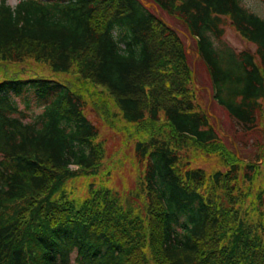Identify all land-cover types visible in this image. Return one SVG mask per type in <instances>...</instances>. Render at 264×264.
Returning <instances> with one entry per match:
<instances>
[{"label": "trees", "instance_id": "obj_1", "mask_svg": "<svg viewBox=\"0 0 264 264\" xmlns=\"http://www.w3.org/2000/svg\"><path fill=\"white\" fill-rule=\"evenodd\" d=\"M150 1L185 25L217 105L261 134L264 17ZM227 26L255 49L222 43ZM188 47L142 0H0V264H264V162L220 139ZM88 107L131 147L134 189L119 164L99 173L108 140Z\"/></svg>", "mask_w": 264, "mask_h": 264}, {"label": "rangeland", "instance_id": "obj_2", "mask_svg": "<svg viewBox=\"0 0 264 264\" xmlns=\"http://www.w3.org/2000/svg\"><path fill=\"white\" fill-rule=\"evenodd\" d=\"M18 1L19 0H8V2L13 6H15L18 3ZM142 1L147 7L151 8L153 11L158 13L162 18H164L173 27H175L177 30H179L182 33L185 42L189 46L188 52L190 54V61L192 63L196 75V87L200 99L199 102L201 106L209 112L210 116L214 118L218 123L220 139L224 142L225 146L240 158L247 159L248 158L247 156L250 155L254 160H257L258 163L262 164L264 162V158L260 157L256 159V157L253 156V154L256 153V151H258L259 149L257 147L258 145L256 144V140H255L256 135H258L261 138H263L264 136V106L259 115L260 117L259 124L262 127L261 129H263L262 133L261 134L246 133L245 135L244 132L240 129V127L236 125V122L233 119L229 118L225 110L222 109L220 106H218L216 101H214L215 90L211 78L207 74L205 66L202 63H200V60L198 59L199 56L197 50L191 47L192 40L189 36V33L185 25L179 20L167 15L152 1L150 0H142ZM244 4L250 9H252L254 12H256L257 14H259L260 16L264 17V0H244ZM214 41L217 45L220 44L218 40H216L215 38ZM221 42L225 43L228 46H231L237 51L243 49H251V50L255 49V46L253 44L243 39L242 36L237 31H235V29L231 26H227L226 33ZM16 100L18 104L21 106V108L27 107L26 100H24L23 98L16 97ZM262 102L264 104V99L262 100ZM31 106L34 109L33 102L31 103ZM86 113L99 127H101V135L104 136V139L108 140L107 145L111 149L110 151V149L108 148V150L106 151L105 161L100 166L99 173L100 174L104 173L108 168L113 166L114 163L119 164L120 166L118 170L113 171L117 176L116 180L125 181L126 183L125 185L128 188L134 189L139 176V174H137L139 169L131 159V157H133V152L131 151V147L129 145L126 146L124 141L122 142L121 137L119 135H116V132L104 123L101 116L97 112H95V110H93L92 107H88ZM158 137L163 140L166 139L165 133L159 134ZM258 141H260V146H264V140H258ZM114 151H118V153L115 154ZM191 155H193V151H191ZM205 158L206 157L200 158L202 162L201 164L205 168L211 169L212 163L207 162L208 160ZM196 164H200V163L196 162ZM263 173L264 170L261 171V175L257 178V181H262ZM81 179H85V177L82 176V177L74 178L69 182L70 188H75L78 190L77 194H81L80 192L81 191L80 187L82 184ZM137 186L139 189L140 185ZM251 192L254 194L257 193V190L254 186L251 188Z\"/></svg>", "mask_w": 264, "mask_h": 264}, {"label": "bare ground", "instance_id": "obj_3", "mask_svg": "<svg viewBox=\"0 0 264 264\" xmlns=\"http://www.w3.org/2000/svg\"><path fill=\"white\" fill-rule=\"evenodd\" d=\"M72 168H75V167H77L76 165L75 166H71Z\"/></svg>", "mask_w": 264, "mask_h": 264}]
</instances>
